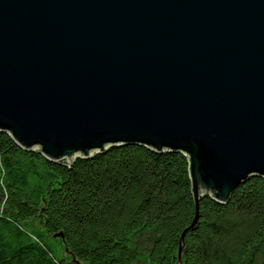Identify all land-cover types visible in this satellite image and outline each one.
Returning <instances> with one entry per match:
<instances>
[{"label": "water", "instance_id": "obj_1", "mask_svg": "<svg viewBox=\"0 0 264 264\" xmlns=\"http://www.w3.org/2000/svg\"><path fill=\"white\" fill-rule=\"evenodd\" d=\"M0 131L63 165L182 153L193 230L264 177V0H0Z\"/></svg>", "mask_w": 264, "mask_h": 264}, {"label": "trees", "instance_id": "obj_2", "mask_svg": "<svg viewBox=\"0 0 264 264\" xmlns=\"http://www.w3.org/2000/svg\"><path fill=\"white\" fill-rule=\"evenodd\" d=\"M188 158L113 146L70 165L0 131V264H173L194 217ZM183 264H264V177L198 205Z\"/></svg>", "mask_w": 264, "mask_h": 264}]
</instances>
